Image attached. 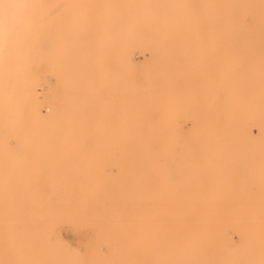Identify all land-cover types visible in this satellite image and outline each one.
<instances>
[{
  "label": "rangeland",
  "instance_id": "obj_1",
  "mask_svg": "<svg viewBox=\"0 0 264 264\" xmlns=\"http://www.w3.org/2000/svg\"><path fill=\"white\" fill-rule=\"evenodd\" d=\"M142 1L0 0V264H264V0Z\"/></svg>",
  "mask_w": 264,
  "mask_h": 264
},
{
  "label": "bare ground",
  "instance_id": "obj_2",
  "mask_svg": "<svg viewBox=\"0 0 264 264\" xmlns=\"http://www.w3.org/2000/svg\"><path fill=\"white\" fill-rule=\"evenodd\" d=\"M146 2V0L142 1V3ZM145 5V4H143ZM121 13V12H120ZM123 13V12H122ZM121 13V14H122ZM142 14V13H141ZM34 15V14H33ZM89 14H78V15H75L74 16V19H75V32H79L80 30H84L85 32L87 31L88 29V25H87V18H88ZM127 16L128 18H130V20L132 22H138V18H136V13L134 14H127L125 15ZM105 18V17H103ZM145 20V16L144 14L141 16V22L143 21L144 22ZM35 21V20H34ZM140 22L141 25H139V30L142 31L144 29L143 27V24ZM38 23V22H37ZM73 27H74V23H73ZM7 40V39H6ZM89 48V47H88ZM98 48L97 47H94L92 48V53H94ZM93 63H95L93 60H90L88 62V64L86 65V68H87V73H88V70H92L93 69ZM41 80V79H40ZM41 84V83H40ZM27 95L29 97V104L30 106H33L35 108H38V107H41L40 103V99H39V86H38V81L36 79V77L34 76L33 78H29V79H25L24 82L22 83V96L23 95ZM81 108V107H80ZM81 111V109H79ZM6 114V113H5ZM6 118V117H5ZM5 120V119H4ZM81 135V134H80ZM78 137V136H77ZM54 140V139H52ZM47 142V141H46ZM85 142V141H84ZM69 148V147H67ZM66 148V149H67ZM63 152V151H61ZM10 165V164H9ZM46 166V165H45ZM44 166V167H45ZM43 167V166H42ZM82 168V167H81ZM75 171V170H74ZM73 171V172H74ZM80 171V170H79ZM76 172V171H75ZM69 173V172H68ZM71 173V172H70ZM108 178V177H107ZM72 188V187H71ZM77 191V190H75ZM140 196V195H139ZM102 206V205H101ZM34 207V206H33ZM46 207V206H45ZM115 207V206H114ZM35 208V207H34ZM139 208V207H138ZM116 209V208H115ZM141 209V208H140ZM10 222V221H9ZM61 222V221H60ZM37 223V222H36ZM68 223V222H67ZM150 223H153V222H150ZM163 223V222H162ZM126 224V223H124ZM136 224V223H135ZM18 264V262H17Z\"/></svg>",
  "mask_w": 264,
  "mask_h": 264
}]
</instances>
